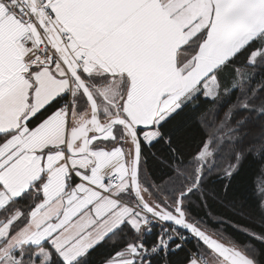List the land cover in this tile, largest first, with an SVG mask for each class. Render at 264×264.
I'll return each instance as SVG.
<instances>
[{"label": "snow or ice", "instance_id": "6c2138e0", "mask_svg": "<svg viewBox=\"0 0 264 264\" xmlns=\"http://www.w3.org/2000/svg\"><path fill=\"white\" fill-rule=\"evenodd\" d=\"M246 162L264 0H0V264H264L192 210Z\"/></svg>", "mask_w": 264, "mask_h": 264}, {"label": "trees", "instance_id": "16d2710c", "mask_svg": "<svg viewBox=\"0 0 264 264\" xmlns=\"http://www.w3.org/2000/svg\"><path fill=\"white\" fill-rule=\"evenodd\" d=\"M259 72L253 77V86L260 80ZM182 121L176 122V127H181ZM199 140L194 134L189 133L182 141L186 151H194ZM226 161L217 157L215 167H222ZM154 164L149 165L148 178H152ZM259 165L246 162L240 174L232 182L228 192L224 191L221 181L214 172L206 185L211 195L208 197V209L193 206V213L205 223V226L221 239L231 240L239 246H255L264 248V244L250 237L244 230H254L264 233V210L260 208L257 195L259 180L257 173ZM211 213V215H208ZM151 238H149V242ZM107 249L101 247L93 257L92 264H102Z\"/></svg>", "mask_w": 264, "mask_h": 264}]
</instances>
